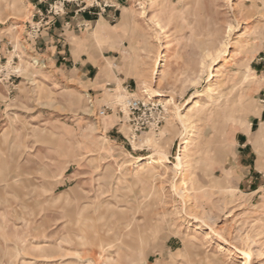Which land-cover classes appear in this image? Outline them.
<instances>
[{
	"label": "rangeland",
	"instance_id": "rangeland-1",
	"mask_svg": "<svg viewBox=\"0 0 264 264\" xmlns=\"http://www.w3.org/2000/svg\"><path fill=\"white\" fill-rule=\"evenodd\" d=\"M107 3L0 0V264H264L233 172L264 106V0H142L67 19L66 60L42 44ZM244 151L264 196V142Z\"/></svg>",
	"mask_w": 264,
	"mask_h": 264
},
{
	"label": "crops",
	"instance_id": "crops-1",
	"mask_svg": "<svg viewBox=\"0 0 264 264\" xmlns=\"http://www.w3.org/2000/svg\"><path fill=\"white\" fill-rule=\"evenodd\" d=\"M51 1V0H48ZM85 1V0H82ZM111 3V7L106 9V14L103 15L100 13L99 10H96V13L89 12L90 14V20H86V18H83L81 20V17H76L75 14H78L80 10H72L70 11L72 13L71 17H61L58 18L57 21L52 23L50 26L45 28L44 32L42 33V39L43 43L49 46L52 44V52L56 53L58 56L57 61L66 60L65 54L67 53L66 46L70 44L69 39H76L75 37V31L72 30L69 27V22L67 19H70L72 21H77L78 25H86L88 26L92 22L96 23V27H106L111 26V23H116L117 20L122 19L123 12H132L133 7H135L139 2H142V0H109ZM72 7H75L72 5ZM97 16V17H92ZM94 19V21H93ZM83 23V24H82ZM55 45V46H54ZM56 63V61H55ZM262 81L260 83V91L264 92V68H262ZM257 115L254 117L255 123H252L250 125V128L247 132L242 133V140L243 144L241 146V151H239V158H238V165L237 168L233 171L234 174L238 177V186L237 189L239 192H241L244 195L247 196H253L256 200L257 197L260 200V208L264 209V196L261 195L263 186L259 185V180L262 178L261 171H259L257 168H254L250 171L249 167L246 166L245 162V151L244 149L248 148V146H253V143L255 141H259L260 143L264 142L262 139H264V106H261L257 110ZM254 125H256V132H252L254 130ZM262 140V141H261Z\"/></svg>",
	"mask_w": 264,
	"mask_h": 264
},
{
	"label": "built area",
	"instance_id": "built-area-1",
	"mask_svg": "<svg viewBox=\"0 0 264 264\" xmlns=\"http://www.w3.org/2000/svg\"><path fill=\"white\" fill-rule=\"evenodd\" d=\"M110 4L104 5V10L110 7ZM126 108L131 114L143 112L144 116L149 118H157L161 121L162 105L157 101H152L149 97L144 99L130 98L126 102ZM101 115H105L104 112Z\"/></svg>",
	"mask_w": 264,
	"mask_h": 264
},
{
	"label": "bare ground",
	"instance_id": "bare-ground-1",
	"mask_svg": "<svg viewBox=\"0 0 264 264\" xmlns=\"http://www.w3.org/2000/svg\"><path fill=\"white\" fill-rule=\"evenodd\" d=\"M243 264H249V262L248 261H244Z\"/></svg>",
	"mask_w": 264,
	"mask_h": 264
}]
</instances>
